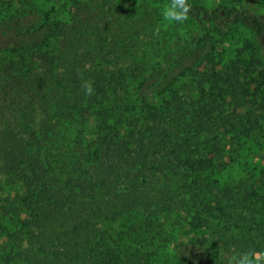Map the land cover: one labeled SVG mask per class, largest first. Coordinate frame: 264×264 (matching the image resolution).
<instances>
[{"label":"trees","instance_id":"1","mask_svg":"<svg viewBox=\"0 0 264 264\" xmlns=\"http://www.w3.org/2000/svg\"><path fill=\"white\" fill-rule=\"evenodd\" d=\"M13 1L0 0V264H221L197 241L169 248L170 218L264 264V13L187 0L193 44L118 65L89 6L71 22L67 0ZM237 27L245 39L220 47Z\"/></svg>","mask_w":264,"mask_h":264},{"label":"rangeland","instance_id":"2","mask_svg":"<svg viewBox=\"0 0 264 264\" xmlns=\"http://www.w3.org/2000/svg\"><path fill=\"white\" fill-rule=\"evenodd\" d=\"M7 1L14 3L13 0ZM54 1L57 6H60L63 0ZM223 1L250 8L256 13H264V0H208L210 4H217ZM171 2L172 0H67L60 11L63 12L61 18H70L72 22V19H77L79 13H83V7L89 6L91 11L97 15L98 24L101 27L99 37L104 40L111 52L110 55L103 58L104 62L118 65L127 63L130 65L136 60L135 55L137 54H142L141 57L143 56L142 58L146 60L145 62L157 61V59H165L167 57L172 60L173 57L182 54L184 50L194 43L197 25L189 16L182 23H169L163 19L161 12ZM31 9L38 8L25 7L27 13ZM138 32H141L142 36L140 38H144L143 45L153 41L155 45L152 46L154 47H148V44L144 47L136 46L134 41ZM247 34V30L242 27L234 28L227 37L222 39L223 42L219 46H228V48L234 46L235 48L236 44L245 39ZM115 41H119L122 45H130L132 43V46L125 50H117L114 47ZM193 55L197 56V54ZM231 56H233L232 53L228 58H231ZM245 153L247 152L244 151L243 154ZM253 154L256 160L264 166V151H255ZM220 158H226V156H221ZM241 173L240 168H234L230 171V175L234 180L240 177ZM0 182H3L2 177H0ZM5 188L7 189L8 187L5 186ZM166 223L169 225L166 234L169 237V248H172L175 244L173 242L176 241H197L211 252H214L219 261L225 262H221V264H229L232 259L231 254L224 252L227 243L222 241V239L194 230L188 231L187 229H191L189 227H186V230H176V228L174 230L171 228V225H174V218L167 219ZM108 225L113 226L112 228L115 227L117 230L125 229L123 219L118 222H109Z\"/></svg>","mask_w":264,"mask_h":264},{"label":"clouds","instance_id":"3","mask_svg":"<svg viewBox=\"0 0 264 264\" xmlns=\"http://www.w3.org/2000/svg\"><path fill=\"white\" fill-rule=\"evenodd\" d=\"M190 11V4L187 0H172V2L163 8L161 15L163 19L169 23H182L184 22ZM229 264H253L248 253H241L232 258Z\"/></svg>","mask_w":264,"mask_h":264}]
</instances>
